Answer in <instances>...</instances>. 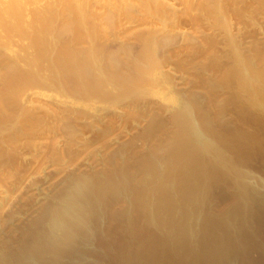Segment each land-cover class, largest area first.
<instances>
[{"label":"bare ground","instance_id":"bare-ground-1","mask_svg":"<svg viewBox=\"0 0 264 264\" xmlns=\"http://www.w3.org/2000/svg\"><path fill=\"white\" fill-rule=\"evenodd\" d=\"M208 1L206 3L209 7L204 4L209 9L213 0ZM241 2L243 1L239 3ZM230 3L214 0L216 10L212 8L216 16L209 12L213 11L212 8L208 14L216 17L215 28L227 22L226 15L219 16L217 11L223 14ZM243 7L247 13L250 6L244 4ZM252 9L250 7L248 10ZM242 11L245 12L244 9ZM70 12L67 10L64 15L52 13L44 17L43 26L37 30L36 35H32L37 36L35 42L40 47L36 54L38 58L33 61L34 66L42 57L41 49L52 47L48 56V52H43L47 54L42 61L46 64L49 60L48 64L51 63L47 69L51 76L50 83L54 87L59 86L61 90L63 88V94L67 97L63 106L67 103V106L73 108L68 109L72 112L70 114L62 111L65 109L63 106L62 112L56 113L57 115L54 114L56 111L53 113L54 132L60 134L61 131H68L63 133L66 134L64 138L70 136V140H64L65 143L74 142L82 134L78 125L84 121L95 125L96 121L90 122V115H96L98 110L111 108L117 101L123 104L126 102L127 109L123 114L127 122L146 119L149 108L153 109V103L146 101V95L150 93L160 96L165 104L172 106V115L166 119L157 117L160 114L152 115L156 118L149 120L152 122L151 126L147 123L145 132L142 127L139 129L143 133L140 132L138 138L134 139H141L144 148L137 149L138 146L133 145L132 139L117 150H112L110 143L101 145L103 154L98 160L92 159L89 163L90 170L76 169V173H69L60 184L53 187L48 197L43 196L46 203L38 211L41 216L36 214V218H30L21 226L10 229L6 238L0 236V264H264V169L260 173L257 170L259 168L253 166L257 160H261L264 166V39L263 42L255 40L257 43L245 48L231 34L233 38L225 39L230 44L227 48H231V52H223L226 54L220 61L218 54L221 51H217L220 46H212L216 45L214 40L219 37H210L212 39L207 41L208 45L217 54L211 47H206V51L202 53L204 55L199 53L201 58L207 59H204L205 62L209 61L208 64L199 62L205 66L200 67V72H197L199 74H194V78H183L187 82L184 80V84L182 81L184 85L181 86L177 84L174 75L171 77L159 70L160 65L164 66L160 61L165 62L168 57L167 52H164L165 57L160 54L168 36L163 39L160 35L162 42L160 37L157 36V39L154 32L148 30L150 33L144 37L145 40L139 38L144 40H140V44L144 45L140 46L142 50H137L139 52L134 51L137 49L134 44V49L127 43L115 48L112 42L114 50H119L116 55L113 47L110 48V43L99 42L98 36L101 40L104 39L101 38L97 25L93 28L82 13L79 14L80 11L79 15L75 13L77 16ZM246 13H241L240 16L247 15ZM204 14L207 16V11ZM213 16L210 18H214ZM159 17L162 19L163 16ZM106 24L108 22L103 25L107 27ZM78 25L79 31L74 32ZM221 26L224 27L223 24ZM104 38L108 40V37ZM187 38L189 41V37ZM171 39L169 38L168 44ZM186 39L184 42H188ZM171 43L169 45L172 46ZM52 44L55 45L51 46ZM194 46L191 47L190 44L192 49L197 47ZM16 54L17 58L21 57ZM16 56L15 59L10 57L11 61L7 58L10 61L6 63L8 73L0 80V174L5 177L10 176L16 170L15 167H19L15 151H23L30 143L34 145L33 141L37 139L35 132L42 125L37 109L34 112L38 117L28 116L29 113L26 116L27 111L20 104L25 101V88H35L37 83L42 85L35 76L38 72H33L34 66H28L26 58L24 62L27 66L21 65V59L17 60ZM29 60L31 61L30 58ZM41 64L42 62L36 67L39 69ZM45 64L42 65L43 68ZM195 72L196 70L191 74ZM188 82L191 83L190 86ZM185 87L189 89L188 92L182 89ZM192 88H198L200 92L196 89L192 91ZM108 90L113 95L112 100H117L115 103L109 96L102 97ZM59 101L62 102L60 99ZM21 107L25 113H22ZM76 108H80V112ZM113 110V113L118 111ZM104 114L105 112L102 115ZM110 114L113 115L112 112ZM110 114L106 112L105 115ZM120 119V122H125V119ZM116 122L111 121L112 124H109L113 126ZM144 125L146 126L145 123ZM64 128L67 130H63ZM89 128L90 126L87 127ZM83 130L84 128L81 132ZM103 131L100 132L101 142L108 135L111 136ZM38 134V139H43L41 132ZM24 136L29 138L28 141L21 138ZM52 139H47L50 146L47 144L49 147H44V152H41L48 158L49 155H54L56 141L59 140H55L54 136ZM55 159L59 160L57 156ZM57 162L55 164L58 165ZM58 167L59 171L63 169L62 165ZM2 221L5 222L0 216V225ZM171 242L172 247L168 250L166 244Z\"/></svg>","mask_w":264,"mask_h":264},{"label":"rangeland","instance_id":"rangeland-1","mask_svg":"<svg viewBox=\"0 0 264 264\" xmlns=\"http://www.w3.org/2000/svg\"><path fill=\"white\" fill-rule=\"evenodd\" d=\"M199 1L200 0H198V1L197 0H194V1L193 0H0V59H1L0 60V66H1L0 67V80L4 76H6L8 73V71H7L8 70L7 69L8 64H6V63H9L11 61L10 57L14 58L17 55L16 53H18V55L21 56L18 58L16 56L17 60L21 59V60H19L21 65L27 66V63H28V66H31V65L34 66L33 61H35V59L38 58V56H36V54H37V52H39L38 48H40V47H38V45L36 43L37 42L36 41L37 36H32V35H36L37 30H39L43 26L44 17H48L52 13L56 14V15H58V14L64 15L65 11H67V10L68 11L70 10L71 11L70 13H72L74 16H77L78 12L80 11L79 14L81 15V13H82V15L85 17V20L88 23L92 24L93 28H95V26L97 25L96 26L97 30H99L101 32L100 36H101V38L103 37V39H104V41H103L98 36L99 42L102 44H105V42L108 44L110 43V48H111V46L113 47L114 44H115L114 47L117 48L118 46L123 45L124 43H127V44L132 45L133 49L135 47L137 48L134 50L135 52H139L137 50H142V49H140V46L144 45V44L143 45L140 44V40H142V39H139V38H141V37L146 38L148 36V33H150L151 31H152V33L154 32L157 39H159L158 37H160V35H162L161 37L163 39H165L164 38L165 36L166 37L168 36L167 39H165L166 43L164 45H162L163 48H161V50H160L161 53L160 52L159 53L164 55V57H165L164 52H167L166 56H168V57H166V58L169 61H167V60H165V62L160 61L161 63H164L163 64L164 66H161L159 64L160 65L159 70L163 74H168L171 77L173 75L175 77H178V78L174 77V79H176L178 81V82L176 81L177 84L178 85L181 84V86H183L185 84V82H187L185 79H184L185 80V82H184L183 78H190L189 76H193V78H194V74H195V76L197 74H199L197 72H200V70H201L200 67L203 68L204 64H201V63L207 62V61L205 62V60H204L206 58L203 59V57L201 58L200 55H204L202 53L204 51H206V47L207 48L211 47V45L210 46L208 45L210 37H212L213 39H214V37H216V38L219 37L218 39L215 38L216 40H214V41L216 42V45L214 44L212 46L214 48H217L220 46L219 49L217 48L218 52L219 51L222 52V53L219 52V54H218V57H219L218 59H220V61L223 59V57L226 54L223 52H227V50L229 52H231L230 51L231 48H229V49L227 48L230 44H228V41H226V40H228V38L231 37V34L234 35L233 37L238 42L240 41L239 42L240 45L242 47L245 46V48H246V46H248V47L252 46L253 43L263 42V39H264V10H263L264 9L263 8L264 7V5H263L264 0H263V3L261 0H257V1H255V0H235L236 2L235 1L233 2V0H227V1L224 0V3H226V2L230 3L231 2L229 6L230 7L232 6V7L230 8L228 6L226 9H224L225 11L223 12V14L221 12L222 15L219 14L220 11H217L219 16H225L226 15L225 20L227 19V22L225 21V24H224V22L222 23L224 25V27H222L221 26L222 24H221L220 26H218L216 28L214 27L216 17L211 15L214 13V15L216 16V14H215L216 8H214V0L213 1L211 0L212 2L210 3L211 4L210 8L213 7L215 9L214 10L212 8L213 11L212 10L209 11L210 8L209 9L207 8V7H209V5L206 3V2L209 3L208 0H202L203 3H202V1H200V4H199ZM237 1H239V2L243 1V2H241V4H240ZM260 2L262 4H260ZM204 3L207 5V7H205L206 5ZM220 3L218 5V7L220 6ZM203 4H204V8L206 10L203 8ZM212 4H213V6H212ZM244 4H245V6H250L251 9L252 8H255V9L248 10V9H250V7H248V8L246 7L247 8V13H246V9L243 7ZM76 6H78L79 8ZM195 7L196 8L198 7V8L196 9ZM242 7L245 10V12L242 11L243 10ZM65 8H67V9H65ZM72 8H73V10H72ZM187 8L189 10L191 9V11H189ZM192 8H194L195 10ZM232 9L236 10V11H233ZM240 9H241V12H240ZM254 10H255V12H254ZM206 11H207V14H206L207 16H205V14H204V12L206 13ZM208 11L212 12V13L208 14ZM76 12H77V14H75ZM129 13H130V15H129ZM227 13H231V14L235 13V14L229 15ZM241 13L242 14L246 13L247 15L244 14L243 16H240V15H242ZM248 13H249V15H248ZM160 14H162V15H160ZM66 15H67V13H66ZM208 15L213 16L214 18L211 17L212 18V20H211L210 16H208ZM159 16H163L165 18L162 17V19H161V17H159ZM129 17H130V19H129ZM240 17H241V19H240ZM103 18L108 19V20H105ZM229 18H231L230 22H229ZM254 18L255 19L257 18V19L255 20ZM258 18H259V20H258ZM221 19L224 20V18H221ZM231 20L233 21V23ZM197 21H199V22L197 23ZM256 21H258V22H256ZM107 22H108V24H106V25L109 28L111 27L110 29L103 25ZM201 22H202V25H200ZM212 22H214V25ZM176 24H177V27H176ZM99 25H100V27H99ZM226 25H229V26H226ZM103 26L106 27L105 29L106 30L108 29V31H106ZM79 27L80 26L78 25V28H75L74 32H76V30L79 31L78 30ZM221 27L224 29H222ZM229 28H231V29H229ZM148 30L150 32H147ZM166 31L170 34H168ZM242 31H244V33H241ZM174 32H175V34H174ZM141 33L144 34V36ZM171 33H172V36H171ZM206 34H208V36ZM209 34H210V36H209ZM224 34H226L228 37ZM256 34H257V36H256ZM106 35H108V36H106ZM136 35H138V36H136ZM179 35H180V38H179ZM200 35H201V37H200ZM190 36H192V37H190ZM104 37H108L109 41L107 40V38H104ZM187 37H189V41H188ZM233 37H231V38H233ZM145 38H144V40H145ZM162 38H161V40H162ZM169 38L170 39L172 38L170 40V43L174 38L177 39V40H173V43H174V41L176 42V43H174L175 47H172V46H174L173 43H171L172 46L169 45L170 43L168 44ZM184 38L185 39L187 38L186 41H188V42H184L185 41ZM203 38L206 40H204ZM31 39L33 40V42H35V41L36 42L33 43ZM181 39H182V42L180 43ZM144 40H142V41H144ZM190 40H191V42H190ZM193 40H195L196 42ZM242 40L243 41L245 40L246 42L245 41L242 42ZM255 40H257V42H255ZM162 42H163V40H162ZM203 42H205V44ZM221 42H223V43L221 44ZM142 43H145V42H142ZM178 43H180V46H178ZM196 43H198V44H196ZM133 44L135 47L133 46ZM188 44H189V46H188ZM190 44H191V47H193L194 45H195L194 47L197 46L196 47L197 49L196 48L192 49L190 47ZM31 45H32V48H31ZM53 45H55V44H52L51 46H53ZM33 46H34V48H33ZM114 47L112 48V50L115 49ZM170 47H172V48H170ZM213 47H211L210 49H213L212 51L214 52ZM51 48L52 47L48 46L46 50L41 49V51L43 50L42 51V57L40 60L38 59V61L35 62V64L37 63L36 64L37 66H39L40 62H42L41 67L39 68L40 71H42V72L39 71V69L36 67V65L33 68L34 69L33 72H35V74H37V72H38V74L40 73L39 75L37 74L38 76L37 75H35V76L41 82V83L40 82L39 83L42 85H39L37 83L35 88H32V89L25 88L24 92L26 94L23 92V95L25 94L24 95L25 99L23 98V100H25V101L20 103L21 106L24 108V110L27 111L25 113V111L21 107L22 113H23V111H24L25 115L27 113H29V114H27L28 116H37V114H39L40 118H42V120H41L42 125H39L40 127H38L39 128L38 132L37 131L35 132L37 141L36 140L33 141V143L36 147L34 145H32V143H30V146L28 145V147H26V149H24L23 151L22 150L20 151V149L18 151H15V152H17L16 157L20 161L19 162L17 159V161H18L17 164L20 163V164H18L19 167L18 168L15 167L16 170H14L10 174L11 177L9 175L5 177L4 175L0 174V176H1V178H0V180H1L0 181L1 182V184H0V216L2 217L3 220H5V222L2 221L3 223L0 225V236L2 238L5 237V235L7 233H10L9 232L10 229H13V228L15 229L16 227H19V225L21 226L23 223L27 222V220H29L30 218H36V214L38 216V214L40 213L38 211H40L41 207L46 203L45 198H44L45 195H46V197H48V195H49L48 193H51V190L53 189V187H56V185L60 184L67 177V175L69 173H72V172L76 173V169H83L84 170L85 168H87L90 170L89 166H91V164H89V163L92 162V159L98 160L100 158V156L103 154L101 152V148H102L101 145L106 144V143H108V144L110 143L109 145L112 146V150H114V149L117 150L119 146L121 147V146H123V145H125L128 142L133 140V145L138 146L137 149L144 148L143 146H145V145H143L144 142L141 139L135 140L136 138H138V136L141 133H143V132H141L142 130L140 131L141 132L140 133L139 129H141V127H142L143 131L145 132V129H147L148 124H149V126H151L152 122H149V120L152 121V118L154 120L158 114H160V115H158L157 117H162L163 119H166V118H168L167 116L172 115V112H171L172 106H170V105L168 106L167 104H165L163 102V100H161L160 96H154L152 93H150V94L146 95V96H148V97H146V101L150 102V104L153 103L151 105L153 107V109L149 108L148 113H147L148 116H146V119H143V118L140 119V120L143 119L146 126L144 125V123H142L143 121H140V120H139L140 125L138 124L139 123L138 120H136V122H133V120L132 121L129 120L127 122L126 121L127 119H125V114H123L125 112V110L127 109L126 108V102L124 101V104H123V103H118V101L116 99L112 100L113 95H112L111 91L108 90L105 93H103L104 96H102V95L101 96L102 97L107 96V98L109 96V99L112 100V102L117 101L116 103L114 102L115 104L113 103L115 106L112 105V106H110L111 108H108L105 111H103V110L99 111L98 110L99 113H97L96 115L95 114L90 115V118L92 117L90 119V122H93V120L96 121L95 125L92 123L86 122V121H84L83 123L78 125L77 127L81 129V130L79 129L80 134L82 133L80 135L81 137L79 136V138H76V141H78V142H76V141L69 142L71 144L67 145L69 143L66 142L67 143L66 144L64 140L65 139H66V141L70 140V139H68L70 136L64 138L63 136L66 134L63 135V133L64 132L67 133L68 131H64V132L61 131L62 134L61 133L59 134L58 132H56V133L54 132L55 130H54L53 125H55V123H53L52 121L55 120V117L53 116V113L56 111L54 113V114H56V113L60 112L61 109L65 108L62 111H65L66 113L70 114L72 112L69 111L68 109L73 110V108L67 106V103H66V105L64 103L65 107L63 106V102L65 100L67 101V99H66L67 97L63 94V88L61 90V88L59 89V86L54 87V85H52L50 83L51 76H50V73L48 72L47 69H48L49 64H51V63L49 62V64H48V61H49L48 60V61H46V64H45V62H43L42 60L46 59L45 57L47 54V53L43 54V52H45V51L48 52V54H47V56H48L49 53L52 51ZM53 49L55 50L56 46H54ZM23 51H25L24 52L25 54L23 53ZM27 51H28V53H26ZM217 51H215V52H217ZM168 52H169L170 56H169ZM171 52H173V53L171 54ZM114 53L117 55L119 53V50H116V51L114 50ZM188 53H190L191 55H189ZM199 53H201V54L199 55ZM13 54H15V56ZM28 54H29V56H28ZM215 54H217V53H215ZM186 55H188V56L186 57ZM195 56H196V58H195ZM198 57L200 59H202V61ZM29 58L31 59V61L29 60ZM166 58H164V59H166ZM24 59L26 60L27 63L24 62L25 61ZM188 59H190V60H188ZM27 60H29V61H27ZM193 61H195V62H193ZM21 62H23V64ZM177 62H178V64H177ZM181 62H182V64H181ZM187 62H190V64L192 66L190 64L187 65ZM199 62H201V63H199ZM208 62H207V64H208ZM165 63H166V65H165ZM43 64H45L44 68L42 66ZM171 64H172V66H171ZM168 65H170V66H168ZM180 65H183L182 68H184V70H182V68L181 69L179 68V67H181ZM193 65H195L194 68H193ZM190 66H191V68H190ZM174 67H176V69ZM198 68H200V69H198ZM188 69L190 71L192 69L193 70L190 72ZM46 70H47V72H46ZM195 70H196V72L191 74ZM43 71H45V72H43ZM4 73H5V75H3ZM179 73H180V75H179ZM188 73H190V74H188ZM206 74L207 73H205V76L208 78V76H207L208 74L207 75ZM44 75H45V77H44ZM40 76H42L43 78ZM181 76H182V79H181ZM100 77H102V75ZM47 81H48V83H47ZM182 81L184 84L182 83ZM48 84H49L50 88L47 89ZM190 84L191 83L188 82L189 86H190ZM192 84H193V82H192ZM41 86H42V89H44V90L40 89ZM189 86H188V88H189ZM28 89H29V91H28ZM33 89L35 92L33 91ZM51 89H54V90L52 91ZM182 89L185 92L187 90H189V89H187V87L182 88ZM195 89L192 88L191 90L195 91ZM177 90H178V88H177ZM196 91L200 92V90L198 88L196 89ZM111 95H112V97H111ZM55 98H57L58 101ZM59 99L62 102H60ZM136 99L138 100V97ZM106 101H107V99H106ZM136 103H137V101H136ZM25 104H28V105L25 106ZM60 106H61V108H60ZM62 106H63V108H62ZM116 106H118V107H116ZM154 107L156 109H154ZM30 108H31V110L29 111L28 109H30ZM159 108H160V110H159ZM36 109H37V112H36L37 114L34 112V111H36ZM42 109H44V110H42ZM113 109H116V111L118 110L117 112H119V113L116 115V118H113V120H111V118L117 113V112L113 113V111H114ZM76 110H77V112H80L81 109L76 108ZM156 110H159V111L157 112ZM151 111H152V113H151ZM103 112H105V114L107 112L108 115L110 114V112H112L113 115L110 114V116H108V115L104 114L105 115L104 116V115H102ZM50 115H51L52 119H51ZM152 115H156V116H152ZM94 116H96L97 118L95 117L96 118L95 119ZM117 116H119V118ZM106 117H107V119H105ZM108 117H110L109 119L112 122H116V121L117 122L114 123V125L112 126L111 125L112 123H111V121H109ZM120 118L125 119L124 121L126 122V124H125V122H123V120L120 122V120H121ZM118 119H120V120H118ZM98 122H100L101 124ZM109 123H111V124H109ZM130 123H132L133 125H131ZM134 123H137L138 126H137V124H134ZM82 125H84L83 126V128H84L83 132H85V133L81 132L83 129V128H81ZM99 125L102 126V128ZM89 126H90V128L87 129V127H89ZM95 127H97V128H95ZM143 127H145V128H143ZM41 128H43V129H41ZM100 128L102 130H104L103 132H106V134H111V136H109V135H108V137L106 136L107 138L104 139L103 142H101V139H102V136H101L102 132L101 131L102 130L99 131ZM63 130H67V128H64ZM85 130H87V131H85ZM40 132L42 135L41 137L43 138L41 140L38 139V138H40L39 134H38ZM136 132H138V133H136ZM103 134H105V133H103ZM53 136L55 137V140L59 139L58 141H56L57 143L55 146V150L57 152L53 151L54 155L53 156L49 155V158H48V156L45 157L46 155L44 156V153L42 154L41 152H44V149H45L44 147L47 146L48 141L51 140L53 138ZM48 137H50V138H48ZM61 137L63 140H61ZM21 138L23 140L27 139V140H25V142L28 141V139H29V138H26L25 136L21 137ZM89 138H91V139L89 140ZM47 139H48V141H47ZM38 140H40L41 142ZM82 140H83V142H82ZM144 140L148 141L147 139H144ZM20 141H22V140L20 139ZM51 141L49 143H51ZM135 141H137V143ZM22 142H24V141H22ZM35 142H36V144H35ZM76 143H78V144H76ZM141 144H142V146H141ZM71 145H73L74 147ZM49 146H47V147H49ZM113 146H116V147H113ZM136 146H135V148H136ZM30 147H32L33 150ZM81 147L83 148V150H78V149H81ZM21 152H23V153H21ZM75 153H76V155H74ZM39 154H41V156ZM96 155H97V158H94ZM56 156L60 161L55 159ZM38 159H40L41 162ZM57 161H59V162H57ZM56 162L58 163V165L55 164ZM68 162L70 163L69 165H68ZM255 162L256 163H254L253 166H255L256 169L259 168L257 170L260 173L263 172L264 166L261 164V160H257ZM59 165L63 166V169L61 171L58 170ZM94 165L97 166L96 163ZM19 168H20V170H18ZM87 169H85V170H87ZM98 170H99V167H98ZM263 175H264V173H263ZM262 186L264 187V177L262 179ZM46 200H48V199H46ZM20 212H21V214H20ZM41 215L42 214H39V216H41ZM15 216H17V217H15ZM7 220H9V221L7 222ZM10 224H11V226H10ZM4 226H5V228H4ZM169 244H171V245H169ZM172 244H173V242L166 244L168 250L171 249ZM255 255H254V257H256Z\"/></svg>","mask_w":264,"mask_h":264}]
</instances>
